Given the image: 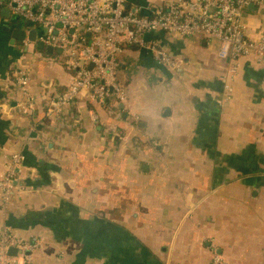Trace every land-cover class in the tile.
<instances>
[{
  "label": "crops",
  "instance_id": "obj_1",
  "mask_svg": "<svg viewBox=\"0 0 264 264\" xmlns=\"http://www.w3.org/2000/svg\"><path fill=\"white\" fill-rule=\"evenodd\" d=\"M149 1L130 0L142 13ZM243 21L251 39L264 35L259 8ZM30 30L39 40L41 26L0 13V175L21 155L0 232L37 243L27 264H209L214 253L264 264V58L241 57L226 76L217 41L148 32L173 66L127 46L125 100L82 90L51 112L74 71Z\"/></svg>",
  "mask_w": 264,
  "mask_h": 264
},
{
  "label": "built area",
  "instance_id": "obj_2",
  "mask_svg": "<svg viewBox=\"0 0 264 264\" xmlns=\"http://www.w3.org/2000/svg\"><path fill=\"white\" fill-rule=\"evenodd\" d=\"M144 11L130 0H0L11 14L25 22L39 25V40L60 49L67 67L74 71L67 89L51 101L49 111L59 112L71 104L82 90L103 101L113 95L118 101L126 98L116 80L118 55L130 45L149 49L163 64L174 65L171 56L156 40L145 41L148 32L169 36L196 37L218 43L217 57L229 63L227 75L236 73L241 57L264 58V35L251 39L243 17L251 4L264 9V0H156L149 1ZM91 65V66H90ZM90 66V67H89ZM29 77L24 70L16 72L15 81L26 94ZM225 91H230L224 83ZM19 103L23 113L33 110L27 95ZM21 161L13 154L5 174L0 175V201L6 204L13 192V180ZM15 253L10 252L11 247ZM37 243L0 232V264H27ZM209 264H227L214 253Z\"/></svg>",
  "mask_w": 264,
  "mask_h": 264
},
{
  "label": "water",
  "instance_id": "obj_3",
  "mask_svg": "<svg viewBox=\"0 0 264 264\" xmlns=\"http://www.w3.org/2000/svg\"><path fill=\"white\" fill-rule=\"evenodd\" d=\"M249 8L250 9H253L254 8V5L251 4L249 6ZM0 13L3 16H9V9L6 8V7H1ZM16 33L17 34H20V35H16ZM13 36H14V38H18V39H24L26 37L24 30H21V29H18V28L14 30ZM27 38L29 40H31L32 42H35L36 43V46L38 48H45V50H47L49 52L53 50V48L50 45L45 46V45H43V43L40 40H36V32H35V30H30L27 33Z\"/></svg>",
  "mask_w": 264,
  "mask_h": 264
},
{
  "label": "rangeland",
  "instance_id": "obj_4",
  "mask_svg": "<svg viewBox=\"0 0 264 264\" xmlns=\"http://www.w3.org/2000/svg\"><path fill=\"white\" fill-rule=\"evenodd\" d=\"M261 10V12L263 13L264 12V9L263 8H259Z\"/></svg>",
  "mask_w": 264,
  "mask_h": 264
},
{
  "label": "trees",
  "instance_id": "obj_5",
  "mask_svg": "<svg viewBox=\"0 0 264 264\" xmlns=\"http://www.w3.org/2000/svg\"><path fill=\"white\" fill-rule=\"evenodd\" d=\"M118 68H119V66H118ZM118 68H117V69H118ZM72 71H73V70H72ZM116 80H117V77H116ZM117 82H118V80H117ZM118 83H119V82H118Z\"/></svg>",
  "mask_w": 264,
  "mask_h": 264
}]
</instances>
